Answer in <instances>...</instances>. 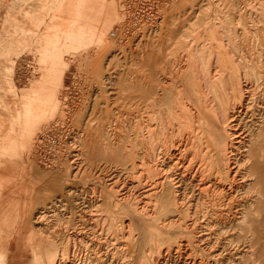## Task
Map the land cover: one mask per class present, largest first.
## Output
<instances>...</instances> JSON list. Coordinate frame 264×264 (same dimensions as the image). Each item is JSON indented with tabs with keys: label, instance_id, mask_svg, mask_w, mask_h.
<instances>
[{
	"label": "rangeland",
	"instance_id": "374dc122",
	"mask_svg": "<svg viewBox=\"0 0 264 264\" xmlns=\"http://www.w3.org/2000/svg\"><path fill=\"white\" fill-rule=\"evenodd\" d=\"M135 1L0 0V264H264V0ZM198 68L226 118L241 99L198 122L239 134L229 173L179 127Z\"/></svg>",
	"mask_w": 264,
	"mask_h": 264
},
{
	"label": "bare ground",
	"instance_id": "6f19581e",
	"mask_svg": "<svg viewBox=\"0 0 264 264\" xmlns=\"http://www.w3.org/2000/svg\"><path fill=\"white\" fill-rule=\"evenodd\" d=\"M99 1V0H98ZM101 1V0H100ZM102 2H104V1H102ZM101 2V3H102ZM104 4L105 3H102V5L101 6H103L104 7ZM264 5V4H263ZM95 6H97V5H95ZM94 7V6H93ZM108 7V6H107ZM105 8V7H104ZM100 9H102V8H100ZM108 9V8H107ZM106 8H105V10H107ZM93 10V9H92ZM102 10H104V9H102ZM101 10V11H102ZM97 11H99V10H97ZM110 12H112V11H110ZM100 13H102V12H100ZM108 13H109V11H108ZM112 14V13H111ZM78 15V14H77ZM257 18V17H256ZM75 19V18H74ZM100 21H102V20H100ZM112 21V20H111ZM87 24V23H86ZM105 25V24H104ZM106 26H108V25H106ZM99 27V26H98ZM101 29V28H100ZM104 30H105V28H104ZM240 62V61H239ZM212 68V67H211ZM214 68V67H213ZM218 68V67H217ZM224 68V67H223ZM238 68H240V67H238ZM254 68V67H253ZM171 69V68H170ZM203 69H205V68H201L200 69V71H199V68L197 69L198 71H197V81H198V83H199V87H200V89L206 94V96L208 95L209 97H207V98H209V101L208 100H205V104L204 105H202V106H200V104H201V100L203 99H201V100H199V99H196V100H194L193 98H191V99H189V103H188V105H180L179 104V106H181V107H183V109H181L182 111H183V114L182 115H180L181 116V118H182V120H181V118H180V125H179V127L181 128V129H183V131H182V134L184 135V132H186V131H188L189 129V127L190 128H192V129H194V128H197V129H200V137H201V140H202V143H205V144H207L208 145V148H210L211 149V147H212V151L214 152L212 155H214V163L217 165V166H219V165H224L225 167H226V172H231V169L234 167H232V165L235 163L234 161H235V159H234V157L235 156H233V154H231V152L233 151V150H237L236 149V147H234L235 145H236V143H237V141H239L238 139L240 138V136H239V134H236L235 132H228V135H227V140L224 138V136H222V135H220V134H215L214 135V137L212 136V140L211 141H209V138L207 137V133H205V130H207V129H203L202 127H201V125H200V123H198L199 121H200V119L201 120H203L204 122L205 121H208V119L210 118L209 117V115L211 116V114H208V113H212V112H214L212 115H213V119L215 120H218L219 121V124H220V126L222 125V126H226L228 123V120H230L231 122L232 121H235V113L237 112V107H241L240 106V100L241 99H238L237 98V100H236V104L233 106V108H232V110H231V115L228 117V118H226V116H225V114H224V110H223V104L219 101V98H218V96H217V94L214 92V90H212V88H211V85L210 84H208V79L206 78V75L204 74V70ZM251 70H252V67L250 68ZM201 70H203V71H201ZM217 70V69H216ZM224 70V69H223ZM241 70H242V68H241ZM247 70V69H246ZM215 71V70H214ZM218 71V70H217ZM222 71V70H221ZM220 71V72H221ZM256 71H258V70H256ZM203 72V73H202ZM206 72V71H205ZM213 72V71H212ZM211 72V73H212ZM216 72V71H215ZM223 72V71H222ZM239 72H240V70H239ZM252 72V71H251ZM251 72H250V74H251ZM177 73V72H176ZM183 73V72H182ZM219 73V72H218ZM255 73V72H254ZM254 73H252V74H254ZM223 74H225L224 72H223ZM240 74V73H239ZM246 74H247V72H246ZM250 74H249V76H250ZM211 75V74H210ZM221 75V74H220ZM255 75V74H254ZM219 76V75H218ZM227 76V75H226ZM243 77L242 78H245V73H243V75H242ZM216 76H214L213 78H215ZM220 77V76H219ZM218 77V78H219ZM247 77V76H246ZM252 76H250V78H251ZM260 76H258V78H259ZM241 78V79H242ZM246 79V78H245ZM213 80V79H212ZM220 80V79H219ZM227 80V79H226ZM191 81V80H190ZM196 81V82H197ZM207 81V82H206ZM213 81H217L216 79L215 80H213ZM223 81V80H222ZM229 81V80H228ZM255 81V80H254ZM183 82V81H182ZM196 82H195V84H196ZM227 82V81H226ZM225 82V83H226ZM218 83V82H217ZM235 83V82H234ZM164 84V83H163ZM230 84V83H229ZM177 85H179V84H177ZM182 85V84H181ZM227 84H225V86H226ZM167 86V85H166ZM229 86V85H228ZM165 87V86H164ZM194 87V86H193ZM227 87V86H226ZM230 87V86H229ZM160 88H162L161 86H160ZM222 88V87H221ZM159 89V88H158ZM179 89V88H178ZM188 89V88H187ZM220 89V88H219ZM192 90V89H191ZM198 90H199V88H198ZM201 90H200V93H201ZM231 90V89H230ZM237 90V89H236ZM177 91H181V92H183V91H185V90H177ZM232 91V90H231ZM157 92H158V90H157ZM202 92V93H203ZM230 92V91H229ZM193 93V92H192ZM192 93H191V95H192ZM202 93L200 94V96L202 95ZM204 93H203V96H204ZM239 93H240V98H242V96L243 97H245L244 95L246 94V93H248V90H247V88L245 87V86H243L241 89H240V91H239ZM157 94H159V93H157ZM166 94V93H165ZM176 94H178L179 95V93L177 92ZM184 93H182L181 95H183ZM190 94V93H189ZM223 94V93H222ZM231 94V93H230ZM154 95H156V93L154 94ZM160 95H161V92H160ZM164 95V94H163ZM178 95H176V96H178ZM185 95H186V93H185ZM202 96V97H203ZM228 96V95H227ZM231 96V95H230ZM250 96V95H249ZM161 97H163V96H161ZM160 96L157 98V96H155L154 97V99H156L157 100V102L156 103H158L159 101H158V99L159 98H161ZM179 97V96H178ZM184 97V96H183ZM193 97V96H192ZM232 97V96H231ZM177 98V97H176ZM180 98H182L181 96H180ZM180 98H178V101L180 100ZM187 98V97H186ZM222 98V97H221ZM183 99V98H182ZM223 99V98H222ZM232 99V98H231ZM152 100V99H151ZM163 100V99H162ZM161 100V101H162ZM167 100V99H166ZM184 100H187V99H185L184 98ZM163 101H165V100H163ZM176 101H177V99H176ZM177 101V102H178ZM180 101H182V102H184L183 100H180ZM179 101V102H180ZM207 101H208V103H207ZM222 101H224V100H222ZM226 101V100H225ZM39 102V101H38ZM152 102V101H151ZM175 102V101H174ZM177 102H176V104H177ZM150 104V106L152 107L153 105H151V104H153V103H149ZM159 104H161V106L163 105L162 103H158V106H160ZM185 104V103H184ZM187 104V103H186ZM245 105V104H244ZM160 106V107H161ZM175 106V105H174ZM173 106V107H174ZM178 106V105H177ZM33 107V106H32ZM42 107V106H41ZM155 107H156V105H155ZM171 107V106H170ZM180 107V108H181ZM172 108V107H171ZM170 108V109H171ZM175 108V107H174ZM177 108H179V107H177ZM177 108H175L176 109V111H177ZM179 108V109H180ZM154 109V108H153ZM158 109V108H157ZM167 109H169V106H167ZM175 109H173V111H175ZM236 109V110H235ZM44 110V109H43ZM158 111H159V109H158ZM161 111V110H160ZM170 111H172V110H170ZM179 111V110H178ZM182 111H180V112H182ZM242 111V110H241ZM245 111V110H244ZM31 112V111H30ZM168 112V111H167ZM166 112V113H167ZM162 113H164V112H162ZM169 113V112H168ZM167 113V114H168ZM172 113H174V112H172ZM175 113H177V112H175ZM179 113V112H178ZM216 113V114H215ZM227 113V112H226ZM234 113V114H233ZM159 114V113H158ZM158 114H157V111H156V114H155V116L157 115L158 116ZM179 114H181V113H179ZM214 114H215V116H214ZM153 115V114H152ZM171 115V114H170ZM173 116L175 115V114H172ZM171 115V116H172ZM149 116H151V115H149ZM157 116H156V118H157ZM161 116V115H160ZM167 116V115H166ZM165 116V118H168V117H166ZM171 116H170V118H171ZM151 117H153V116H151ZM150 117V118H151ZM177 117V116H176ZM175 116L173 117V119L174 118H176ZM36 118V117H35ZM159 118V117H158ZM178 118V117H177ZM176 118V119H177ZM162 119V118H161ZM179 119V118H178ZM211 119H212V117H211ZM250 119V118H249ZM32 120V119H31ZM147 120V119H146ZM152 121L154 120V118L153 119H151ZM169 119H167V121H168ZM171 121L169 122V123H171L173 120L172 119H170ZM175 120V119H174ZM154 121H157L156 119L154 120ZM159 121H160V119H159ZM167 121H165V122H167ZM178 121V120H177ZM209 121H212V120H209ZM217 121V122H218ZM158 122V121H157ZM179 122V121H178ZM203 122V123H204ZM230 122V123H231ZM142 123V122H141ZM153 123V122H152ZM156 123V122H155ZM160 123H163V121L161 122L160 121ZM166 124H168V122L166 123ZM177 124V123H176ZM179 124V123H178ZM177 124V125H178ZM206 124H208L207 122H206ZM142 125V124H141ZM156 125V124H155ZM158 125V124H157ZM156 125V126H157ZM160 125H162V124H160ZM172 125H173V122H172ZM204 125V124H203ZM202 125V126H203ZM212 125H214V123L212 124ZM140 126V125H139ZM150 126H152V125H150ZM163 126V125H162ZM206 126V125H205ZM204 126V127H205ZM168 126H166V129H168L167 128ZM208 128H209V126H207ZM148 129H149V127H147ZM153 128V127H152ZM156 128V127H155ZM158 128H161L162 129V127H158ZM157 128V129H158ZM179 128V129H180ZM171 129V128H170ZM175 129V128H174ZM187 129V130H186ZM152 130L153 129H149V131H147L148 132V134L147 135H149V138H150V141H151V138H152V135H153V132H152ZM155 130V129H154ZM165 129L163 128V131H164ZM226 130V129H225ZM245 130V129H244ZM162 131V132H163ZM167 130H165V132H166ZM170 131V130H169ZM172 132H173V130H171ZM190 131V130H189ZM195 131V130H194ZM194 131H191V132H194ZM197 131V130H196ZM198 132V131H197ZM208 132V131H207ZM225 131H223V133H224ZM154 133H157L158 134V132H155L154 131ZM160 133V132H159ZM168 132H166V134H167ZM171 133V132H170ZM179 133H180V130H179ZM209 133H210V131H209ZM49 134V133H48ZM146 134V133H145ZM156 134V135H157ZM162 134H164V133H162ZM169 134V133H168ZM167 134V135H168ZM186 134V133H185ZM187 134H189V133H187ZM196 134V133H195ZM195 134H193L194 136H195ZM147 135L145 136V138L147 137ZM155 135V134H154ZM159 135V134H158ZM157 135V139H158V136ZM174 135V134H173ZM180 134H178V136H179ZM191 135H192V133H191ZM209 135V134H208ZM10 136V135H9ZM46 136V135H45ZM165 136V135H164ZM182 136V135H181ZM180 136V137H181ZM187 136V135H186ZM209 136H211V135H209ZM155 137V136H154ZM163 136H161V138H162ZM167 137V136H166ZM165 137V138H166ZM170 137V135L166 138V139H168ZM171 139H173L174 137L171 135ZM191 137V136H190ZM189 137V138H190ZM193 137V136H192ZM243 137V136H242ZM145 138H143V139H145ZM188 137L187 138H183V137H181V140H180V143L178 144V148H176L175 150H173V152L172 153H169V155L172 157L173 155H175V153H176V151H177V149H178V155H180V157H182L183 156V154H184V152H185V150L188 148L187 146L188 145H190L191 143L189 142L190 140H192L191 138L189 139ZM156 139V138H155ZM163 139V138H162ZM175 139V138H174ZM198 139V138H197ZM155 141V140H154ZM157 141V140H156ZM13 142V141H12ZM141 142H142V140H141ZM152 142V141H151ZM158 142L159 141H157V145H158ZM167 142V141H166ZM147 143H148V141H147ZM146 143V145H144V146H148V144ZM153 143V142H152ZM155 143V142H154ZM190 143V144H189ZM211 143V144H210ZM241 143V142H240ZM162 145V144H161ZM173 145V144H172ZM195 145H197L196 143H195ZM194 145V146H195ZM50 146L51 147H53L54 148V146H55V141H51V144H50ZM126 146V145H125ZM142 146H143V143H142ZM150 146V145H149ZM156 147V146H155ZM159 147V146H158ZM161 147V146H160ZM165 147V146H164ZM164 147H162V148H164ZM174 147V146H173ZM187 147V148H186ZM151 148V147H150ZM149 148V149H150ZM153 148V147H152ZM152 148H151V150H152ZM157 148V147H156ZM261 148L264 150V143L261 145ZM136 149V148H135ZM137 149H141V147L140 148H137ZM145 149V148H144ZM164 149H166V148H164ZM164 149H162V150H164ZM201 149V148H200ZM131 150V149H130ZM147 150V149H146ZM150 150V151H151ZM155 150H157V149H155ZM159 150V149H158ZM127 151H129V150H127ZM148 151V150H147ZM168 151V150H167ZM132 152H134V148H133V151ZM136 152H138L137 150H136ZM141 152H142V154L143 153H145V151L143 152L142 150H141ZM159 152V151H158ZM156 153V154H159V153ZM201 152V151H200ZM129 153H131L130 151H129ZM154 153V152H153ZM164 153V152H163ZM139 154V153H138ZM148 154V153H147ZM161 154V153H160ZM222 154H223V156H222ZM129 155H132L133 156V153L132 154H129ZM136 155H137V153H136ZM145 155V154H144ZM150 155V154H149ZM164 155V154H163ZM169 155H167V156H169ZM132 156H130V157H132ZM135 156V155H134ZM151 156V155H150ZM156 156V155H155ZM160 156V155H159ZM166 156V157H167ZM221 156H222V158H224V161H222V163H221ZM225 156V157H224ZM248 156H252V147H250L249 148V151H248ZM142 157V156H141ZM140 157V158H141ZM148 158H149V156H147ZM156 157H158V155L156 156ZM161 157V156H160ZM163 157H165V156H163ZM133 158V157H132ZM144 158H146L145 156H144ZM144 158H143V160H144ZM173 158V157H172ZM201 158V157H200ZM147 159V158H146ZM174 159V158H173ZM189 159V158H188ZM142 160V159H141ZM226 160V161H225ZM133 161V160H132ZM191 161V160H190ZM134 162H136V161H134ZM140 162V161H139ZM133 163V162H132ZM132 163H131V165H132ZM221 163V164H220ZM137 164V163H136ZM134 165H135V163H134ZM149 165V164H148ZM145 166V165H144ZM139 167H140V165H139ZM136 168H138V166L136 167ZM141 168H142V166H141ZM140 168V169H141ZM149 168H150V166H149ZM139 169V168H138ZM139 169V170H140ZM160 169V168H159ZM150 171V170H149ZM234 172V171H233ZM164 175V174H163ZM180 178V177H179ZM223 178V177H222ZM220 180V179H219ZM155 183V188H154V192H153V190H152V193H153V195H159L158 193H161V191H163V190H165L166 189V187L163 185V183H160V182H154ZM167 183V182H166ZM165 183V184H166ZM154 185V184H153ZM162 185H163V187H162ZM152 188H153V186H152ZM158 189V190H157ZM175 189V188H174ZM205 190V189H204ZM178 191V190H177ZM115 193V192H114ZM148 193V192H147ZM155 193V194H154ZM122 194V193H121ZM167 194V193H166ZM174 194V193H173ZM172 195V194H171ZM162 197H163V195H161ZM174 196V195H173ZM160 197V196H159ZM113 198V197H112ZM162 199V198H161ZM176 199V198H175ZM136 201V200H135ZM138 201V200H137ZM167 202H169V201H167ZM166 202V203H167ZM113 203V202H112ZM115 203H117L119 206H121V205H124V200H122V199H120V198H117V199H115ZM135 206V205H134ZM152 206V205H151ZM146 207V206H145ZM252 207V206H251ZM134 208V207H133ZM136 208V209H135ZM134 209H135V212L137 213H139V212H141L142 214H143V216L144 217H146V218H148V217H150V219L153 217V213H151V212H148V210H146V209H144V208H139V207H135ZM133 209V210H134ZM132 211V210H131ZM125 212H126V210H125ZM134 213V212H133ZM140 214V213H139ZM136 215V214H135ZM155 215V214H154ZM131 216V215H130ZM39 219L40 220H42L43 219V217H44V212H41L40 214H39ZM141 218V217H140ZM142 219V218H141ZM8 220V219H7ZM109 220V219H108ZM133 220V219H132ZM126 223V225H125V227H126V229H127V233L126 234H128L129 233V235H130V230H131V226H132V222H134V221H131V220H126L125 221ZM123 223V222H122ZM168 223V222H167ZM161 224L162 225H166V222L165 221H162L161 222ZM165 227V226H164ZM162 229H163V227H162ZM165 229V228H164ZM40 231V230H39ZM85 231V230H84ZM83 231V232H84ZM55 232H58V231H55ZM66 234V233H65ZM193 234V233H192ZM132 235V234H131ZM194 236V235H193ZM196 237V236H195ZM7 244V243H6ZM3 248H5V247H3ZM101 248V247H100ZM3 251V250H2ZM5 252V251H4ZM2 253V252H1ZM70 254H68V252H66L65 250H62L61 251V253H60V255H59V258H58V260H56L55 261V259H53L54 261H52L51 259V261L49 262V264H75V263H73L74 261H72L75 257H76V255H75V253H76V249H73V247L71 246V248H70V252H69ZM5 255V254H4ZM102 256V255H101ZM2 257V256H1ZM1 257H0V259H1ZM52 258V257H51ZM72 260H71V259ZM154 263V262H153Z\"/></svg>",
	"mask_w": 264,
	"mask_h": 264
},
{
	"label": "built area",
	"instance_id": "2783aa9c",
	"mask_svg": "<svg viewBox=\"0 0 264 264\" xmlns=\"http://www.w3.org/2000/svg\"><path fill=\"white\" fill-rule=\"evenodd\" d=\"M128 1H130V0H128ZM135 2H140L139 0L138 1H135ZM113 34V33H112ZM53 140V139H52ZM54 141V140H53Z\"/></svg>",
	"mask_w": 264,
	"mask_h": 264
}]
</instances>
